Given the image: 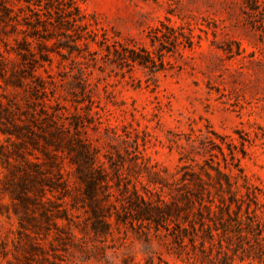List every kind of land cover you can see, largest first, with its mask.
Listing matches in <instances>:
<instances>
[{
    "label": "rangeland",
    "instance_id": "obj_1",
    "mask_svg": "<svg viewBox=\"0 0 264 264\" xmlns=\"http://www.w3.org/2000/svg\"><path fill=\"white\" fill-rule=\"evenodd\" d=\"M74 1L81 20L71 7L43 21L42 60L23 1L0 0V57L19 68L30 48L43 64V149L55 114L104 167L103 205L131 214L134 191L178 204L172 214H189L186 246L163 227L116 223L112 206L109 233L90 220L69 225L57 214L70 195L45 181L19 185L25 158L43 162V177L57 166L13 136L26 142L8 162L0 157V264H264V0ZM29 94L0 75V102L26 109ZM3 145L12 147L0 131ZM62 164L85 198L75 165ZM27 190L35 200L24 205ZM82 198L70 209L80 222L89 215ZM43 209L54 215L44 219Z\"/></svg>",
    "mask_w": 264,
    "mask_h": 264
},
{
    "label": "trees",
    "instance_id": "obj_2",
    "mask_svg": "<svg viewBox=\"0 0 264 264\" xmlns=\"http://www.w3.org/2000/svg\"><path fill=\"white\" fill-rule=\"evenodd\" d=\"M6 0H2L4 3ZM23 1L21 8V16L26 21V25L32 28L33 35L38 38V45L40 46V57L43 60V23L50 20L53 12L60 17L70 12V8L74 7L77 13V18L74 21H79L83 18L81 8L75 4L74 0H20ZM4 15L12 19L10 13L12 8L3 5ZM15 13L14 18H18ZM44 16V17H43ZM44 21V22H43ZM78 26H81L80 24ZM26 44L29 41L24 39ZM27 49V48H26ZM28 53L21 52L23 60H27L28 55H32V59L27 65L14 68L9 66L8 59L0 57V75L8 85L24 88L30 92L28 99V108L23 109L17 102L8 101L6 104L0 102V131L7 134V140L10 141L12 147L1 146L0 157L5 161H9V155L12 150L17 152V147L20 144H25L26 140L17 141L13 138H22L26 136L28 141L33 145L41 148V151L49 157L48 162L50 165L57 166L58 170L55 176L46 175L43 177L42 163L32 161L25 158V163L28 169L24 168L19 180V185L22 189H27L29 185H35L37 182L45 181L49 186V190L59 189L62 192L61 196L70 195L72 202L71 208L63 206L60 209L63 217L68 220L69 225L74 224L81 229H86L89 220L92 223L91 227L96 232L109 233L112 229L113 222L109 220L113 214L109 211L105 212V208L111 206L115 209V222L116 223H129L131 227L134 226H153L156 230L161 227L166 229L167 234L177 242L181 247L186 246L185 237L188 235V228L183 225V218L186 219L189 214H172L181 208L178 204H170L164 199L154 202L144 196L133 192V197L126 199V208L131 214H120L119 209L115 203L109 204L105 207L100 198L96 195L98 193L100 182H105L107 189L111 187L108 182L107 174L102 164H96V152L91 148L90 144L84 139L80 138L78 132H73L71 124H67L62 118L56 119L55 114H50L53 122L52 128L44 136L46 145L43 149V78L36 73V69L41 64V61L36 57V53L30 48L27 49ZM25 62H22V64ZM26 71V73H25ZM36 127V128H35ZM77 128V127H76ZM51 145L54 152L47 147ZM12 154V153H11ZM69 158V162L75 165V172L80 183H84V197L80 193H75V185H72L70 179V171L65 170L63 161ZM53 163V164H51ZM49 171V170H48ZM185 180V179H183ZM23 191V190H22ZM40 195L45 194V189L40 187ZM17 193V192H16ZM111 192L108 191L107 195ZM17 197L18 193L16 194ZM83 195V194H82ZM82 198L83 205L89 207V215L83 219V222L74 220V214H70V209L77 208L79 199ZM20 201L26 205L28 201L35 200L31 194H22L19 197ZM59 205H62L61 203ZM88 211V210H87ZM54 214H48L43 209V218L50 219ZM56 215V216H57Z\"/></svg>",
    "mask_w": 264,
    "mask_h": 264
}]
</instances>
